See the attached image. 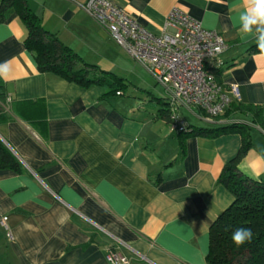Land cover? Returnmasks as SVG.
<instances>
[{"label": "crops", "instance_id": "0c3cea01", "mask_svg": "<svg viewBox=\"0 0 264 264\" xmlns=\"http://www.w3.org/2000/svg\"><path fill=\"white\" fill-rule=\"evenodd\" d=\"M24 1L82 62L120 79L117 71L126 67L136 78L123 56L132 60L81 8L87 0ZM108 1L153 34L165 30L173 9L218 33L227 50L216 81L224 90L237 86L230 106H257L264 116V52L252 53L255 34L240 30L245 0ZM25 36L8 11L0 23V141L21 170L0 171V222L6 218L7 227L0 224V264H109V250L126 264H207L209 227L233 203L217 179L240 136H179L160 117L165 93L144 69L160 95L122 79L124 91L104 98L101 87L39 73ZM130 87L144 99L126 100ZM180 113L188 134L248 126L253 147L238 170L253 181L264 178V130L250 114L233 111L223 117L227 124H211L195 110Z\"/></svg>", "mask_w": 264, "mask_h": 264}, {"label": "trees", "instance_id": "16d2710c", "mask_svg": "<svg viewBox=\"0 0 264 264\" xmlns=\"http://www.w3.org/2000/svg\"><path fill=\"white\" fill-rule=\"evenodd\" d=\"M8 11H15L25 28V49L32 54L36 69L42 74H51L83 89L101 87L104 98L115 97L124 91L123 80L96 67L82 62L69 48L47 33L40 19L28 8L24 0H1L0 23ZM252 53L264 52L258 46L251 48ZM5 93L0 87V112ZM160 117L169 122L166 103L161 102ZM233 111L248 113L252 124L264 130L262 109L257 106L231 105L225 112L226 117ZM190 128V127H189ZM237 134L241 138L240 147L230 161L222 168L217 184L223 186L233 197V203L209 227L207 264H264V178L253 181L243 176L238 164L252 149L249 127L239 123L217 126L212 129H196L191 134L179 136H202L216 138L220 135ZM10 170L19 173L21 167L12 153L0 141V171ZM251 228L250 242L236 246L231 234L237 228Z\"/></svg>", "mask_w": 264, "mask_h": 264}, {"label": "built area", "instance_id": "2783aa9c", "mask_svg": "<svg viewBox=\"0 0 264 264\" xmlns=\"http://www.w3.org/2000/svg\"><path fill=\"white\" fill-rule=\"evenodd\" d=\"M81 8L163 88L171 130L179 134L188 132L182 109L195 110L207 123H228L223 115L232 100L238 99V88L231 85L224 90L215 79V72L223 66L221 56L227 50L218 33L203 29L178 9L167 15L165 30L153 34L111 1L87 0ZM5 222L3 218L0 224L7 230ZM6 237L11 240L9 232ZM106 261L127 263L112 250L106 254Z\"/></svg>", "mask_w": 264, "mask_h": 264}, {"label": "clouds", "instance_id": "9594fccd", "mask_svg": "<svg viewBox=\"0 0 264 264\" xmlns=\"http://www.w3.org/2000/svg\"><path fill=\"white\" fill-rule=\"evenodd\" d=\"M240 30L245 34H255L258 47L264 51V0H245V10L239 16ZM251 228H237L231 234L236 246L250 242Z\"/></svg>", "mask_w": 264, "mask_h": 264}, {"label": "rangeland", "instance_id": "374dc122", "mask_svg": "<svg viewBox=\"0 0 264 264\" xmlns=\"http://www.w3.org/2000/svg\"><path fill=\"white\" fill-rule=\"evenodd\" d=\"M120 52H122L121 54H123V51L118 47L117 48ZM125 55V54H124ZM126 56V55H125ZM123 58L125 59V61L131 65L133 64L134 65V68H135V72H136V78H132L131 76L128 75V73L126 72V67H122L120 70L121 71H117V76L121 77L122 79H125L127 81H130L133 85L137 86V87H140V88H143L145 89L146 91H151V90H155L156 94L160 95L161 93V88L160 86H155L154 84V81L143 71V68L141 66H139L138 64L136 63H132L128 61V59L126 57L123 56ZM137 91H135L133 88H129L128 91L126 92V95H125V99L126 100H131V101H134V99L136 97L138 98H142L140 96V94L136 93ZM144 99V97L142 98ZM137 102V100H135ZM187 118V117H186ZM188 121L189 118H187ZM191 122V121H190Z\"/></svg>", "mask_w": 264, "mask_h": 264}]
</instances>
